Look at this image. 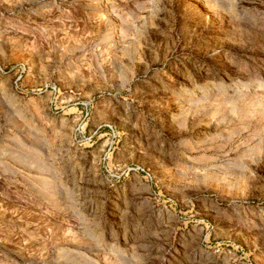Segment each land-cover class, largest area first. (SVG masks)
Returning a JSON list of instances; mask_svg holds the SVG:
<instances>
[{
	"label": "rangeland",
	"instance_id": "obj_1",
	"mask_svg": "<svg viewBox=\"0 0 264 264\" xmlns=\"http://www.w3.org/2000/svg\"><path fill=\"white\" fill-rule=\"evenodd\" d=\"M0 264H264V0H0Z\"/></svg>",
	"mask_w": 264,
	"mask_h": 264
}]
</instances>
